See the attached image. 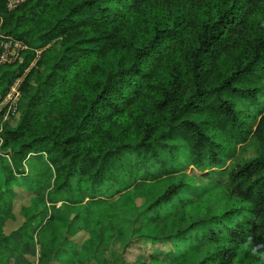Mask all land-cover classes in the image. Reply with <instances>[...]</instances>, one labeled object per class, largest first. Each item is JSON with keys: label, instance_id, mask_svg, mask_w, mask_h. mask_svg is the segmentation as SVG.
Listing matches in <instances>:
<instances>
[{"label": "trees", "instance_id": "16d2710c", "mask_svg": "<svg viewBox=\"0 0 264 264\" xmlns=\"http://www.w3.org/2000/svg\"><path fill=\"white\" fill-rule=\"evenodd\" d=\"M0 35V264H264V0H0Z\"/></svg>", "mask_w": 264, "mask_h": 264}, {"label": "built area", "instance_id": "2783aa9c", "mask_svg": "<svg viewBox=\"0 0 264 264\" xmlns=\"http://www.w3.org/2000/svg\"><path fill=\"white\" fill-rule=\"evenodd\" d=\"M24 0H7V8L12 10ZM28 46L14 37L0 35V64H11L15 62L22 51ZM39 51H37L38 53ZM21 79L18 78L10 86L5 97L0 101V112L4 110L5 119L13 115L16 111L17 103L20 97Z\"/></svg>", "mask_w": 264, "mask_h": 264}, {"label": "rangeland", "instance_id": "374dc122", "mask_svg": "<svg viewBox=\"0 0 264 264\" xmlns=\"http://www.w3.org/2000/svg\"><path fill=\"white\" fill-rule=\"evenodd\" d=\"M33 65V64H32ZM29 68L26 70V72H28ZM21 82L23 80V77L20 78ZM6 120L5 119V114H0V128H1V124L2 122ZM242 156H250L253 154V149L251 148V146H248L246 150L241 151ZM127 200L129 202H135V203H139L141 201L140 198H138L137 196H135L134 194H129L127 196ZM30 199L28 198V196H23V195H19L15 198L14 200V204H13V212L16 216V218L14 220H9L5 227H4V231L5 232H10L12 230H14L15 228H17V226H19V224L22 222V216H21V206L23 204H29ZM18 240L19 236H17ZM116 247H118V245H116ZM37 249V246L35 247ZM149 251L147 249H145L143 247V245H138L136 244L135 246H133L131 249H128L127 253H126V259L128 262H133L136 258V256L138 255H142V254H146ZM37 253H34V255H26V256H21L20 259V263L19 264H31L32 262H36L37 260Z\"/></svg>", "mask_w": 264, "mask_h": 264}]
</instances>
